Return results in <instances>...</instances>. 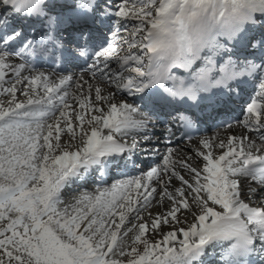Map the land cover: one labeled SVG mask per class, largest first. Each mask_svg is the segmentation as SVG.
I'll return each mask as SVG.
<instances>
[{"label":"snow or ice","instance_id":"snow-or-ice-1","mask_svg":"<svg viewBox=\"0 0 264 264\" xmlns=\"http://www.w3.org/2000/svg\"><path fill=\"white\" fill-rule=\"evenodd\" d=\"M2 3L18 14L47 16L48 26L56 22L45 11L46 0ZM81 6L91 10L93 5L85 0ZM256 13L264 15V0H122L115 16L135 21L130 36L120 41L128 51L120 55L121 48L109 41L94 51L97 60L92 65L94 77L125 94L119 101L111 91L102 94L99 86L93 98L89 85V94L74 95L70 104L65 89L72 77L53 81L43 72L22 75L25 64L9 63L8 58L25 50L23 41L11 50L23 33L13 30L0 37V97L6 98V103L0 101V264H203L206 246L216 243L227 244L224 264H239L236 257L252 252L257 242L264 251V206L245 201V195L258 193L250 186L245 192L238 179L251 177L264 186V99L253 98L246 108L250 120L245 126L255 125L252 131L261 133L260 144L249 136L229 135L215 145L221 151L214 155L209 140L200 141L207 150L197 153L201 168L179 161L193 182L175 170L169 148L160 164L141 170L139 176L70 195L67 201L62 198L63 190L85 180L94 166H100L102 174L114 154L138 148L139 141L125 144L117 134L146 132L147 112L182 98L198 104V93L208 92L210 83L223 84L245 74L221 64L220 78L210 79L214 57L227 47L225 39L237 40L246 25L264 24ZM247 46L264 55V39H250ZM201 60L205 66L188 83L171 74ZM246 67L261 70L264 77V64ZM165 81H172V87ZM259 88L264 97V79ZM134 94H141L136 99L143 101L145 111L127 102ZM178 118L190 122L183 112ZM65 134H70L67 141ZM143 141L149 144L151 137L144 135ZM174 179L185 186L177 187L175 195L168 190ZM157 192L171 202L151 221L157 238L149 239V224L140 222L126 243L123 237L132 229L122 226L129 214L142 220L139 213ZM156 206L163 207L159 201ZM181 212L192 220L187 222V215L182 219Z\"/></svg>","mask_w":264,"mask_h":264},{"label":"bare ground","instance_id":"bare-ground-1","mask_svg":"<svg viewBox=\"0 0 264 264\" xmlns=\"http://www.w3.org/2000/svg\"><path fill=\"white\" fill-rule=\"evenodd\" d=\"M102 1H104V0H98V2H102ZM67 2H70V1L69 0H61V4H63V5H65ZM58 3H59L58 0H54V4H57L58 5ZM92 5H93L92 6V10L95 13V21L97 22L98 21V15H99V13H101L100 5L98 3H95V2ZM56 7L57 6H51V9L54 10ZM255 15H256V17H261V19L264 20V15H262L260 13H256ZM113 17H114L113 15H108L107 18H106V20H105V22H104V24L101 27H103L105 30L106 29H110V28H113L114 29L115 28V25L113 23V20H114ZM124 22L125 21H123L122 19H119L118 20V26H121L122 24H124ZM10 25H11V23H10ZM244 31L247 32V35H249L251 39H253L254 37H258V35H260V33L255 29V26H252V25H246ZM128 37L129 36H127V38ZM240 38H241V36H239L238 39L237 40H234V41L239 43ZM225 41L228 42V40H226V39H225ZM229 43L232 44V41H229ZM240 49L241 48H238V45L237 44L236 45H232L231 46V53L233 54L234 51H239ZM227 51L228 50H225V49L221 50V52L219 53V55H217L216 57H214L215 61H217L219 63H223V57L226 56ZM251 52L253 53V51H251ZM255 57H257V58H255V60H257V61H261L262 60L261 56L258 57L256 55ZM99 59L102 61L103 60V57H101ZM92 60H93V64H94L96 62L97 58H95L94 55H93L92 56ZM8 62L9 63H13V64H16V63L25 64L23 61H21L18 57L14 56V55L13 56H10L8 58ZM114 64L115 63L113 62V65ZM198 64H199V66L204 67L205 66V61H203V60L198 61ZM228 67H230V65H228ZM90 69L92 70V67H90ZM39 72H43V73L47 74L50 77V79H52L53 81H56V79L54 78V74H55L54 72H52V71H45L43 69L32 70L26 64H25V69L22 70V75L28 76L30 74H36V73H39ZM79 72L80 71L77 70V72L75 74H71L70 75V77H72V81H71V83L69 85L66 86V89H65L66 91L69 92V103L70 104H73L72 97L74 95H73L72 92L77 93L79 95L81 94V92H83V94L87 96L89 94V89H88L89 88V85L92 86L91 94H92V96L94 98V90H95V87L99 86L98 85L99 83L97 81L100 80V79L103 80L99 76H96V77L93 78V76L92 77H89L87 74H83V73L80 74ZM247 72H248L247 74H248L249 77H253L252 80L259 78V76L262 77V72L259 69H257V70L248 69ZM81 75H83V77H81ZM78 76H80V77H78ZM79 84H83L84 85L82 89H80L78 87ZM110 88H111V92H113V95L115 96V101H119L122 98H124V95L125 94L123 92L116 91L114 85H110ZM138 95H136V96H138ZM19 97L22 100L23 96L22 95H18V98ZM127 100L128 101L135 102L136 98H130V97H128ZM261 111L264 112V108H262ZM240 116H242V113H241ZM252 119H255V117H252ZM249 120H250V117H244L243 120H242L243 121L242 124H245V121H249ZM261 121L264 122V120H261ZM249 124L254 125L251 122ZM236 125L230 126L227 130H229V129H230V131L233 130L235 132V133H233V135H235L236 137H240L242 135L243 136H249L250 138L254 139V141L257 144H260V141H259V135L261 134L260 132L259 133L252 134V133L249 132V130L247 131L246 128L245 129L244 128H240V125L241 124L240 125H237V126ZM242 127H243V125H242ZM238 128L243 129V130L242 131L239 130L238 131L239 133L237 135L236 130ZM224 133H225V130L224 131H221V132L220 131L215 132L213 134L214 136H212V135L210 136V140H211L210 142L212 143L213 141H215V143H217L218 140H216V139H217L218 135L221 134L222 137H223V134ZM68 135H70V134H65V136H64L65 141H67V136ZM144 135H147V136L151 137V142L149 144H145L144 143V141H143ZM163 135H164V131H161V132L158 131V132H156V127L155 126H147V131L141 133L140 135L133 136V135L130 134V135H127V136H121L120 134H117V138H121L122 141H126V142L131 141L132 139H135V138H139V146H138V148L141 149V151H142L141 153H143L144 155L150 157L147 160L146 165L144 167L147 170L149 166H156L157 164H160L162 162L163 155L166 154V151H167L168 147H166L164 144H161V139H162V136ZM157 136H158V139H156ZM226 137H227V135H226ZM196 141L198 142V147H193L192 148L191 145H189L188 142H184V145L183 146H185L187 149H189V152H186L187 150L185 152H183L184 149H183V151H181V152L179 151V152L181 154H183V155H187L188 154L189 157H191L190 159L193 162H188L187 160H184L189 165L195 166V167H198V168H201V166H199V165L196 166V164H195L196 163V160H202V158L200 156H198L197 153L200 152V151H207V150L203 149V147H202V145L200 143V141H202V140H196ZM76 143H79V141L77 140ZM214 148H215V146L213 147V149ZM143 149H151V151L145 152ZM173 149H175V148H173ZM154 150H156V151H154ZM153 151H154V154L156 153V155H154L152 153ZM220 151H221L220 149H218L217 151L215 150V151H213V154L214 155H216V154L219 155L220 154ZM174 152L175 151L173 150L172 159L175 162L174 164H177V167H175V168L178 169L180 167L179 161H181L183 159H179V158L177 159L176 158V155H174ZM123 154L124 153L114 154V158H111V157L109 158L110 160H112V163H106L105 164V169L103 171L102 178H99L101 180L100 181V186H99L100 188L99 189H102V188H105L106 186H108L106 184L110 183V181H112V180L114 182L117 181V176H119V170H115L113 168H115L117 166H119V168H120L121 166L125 165L124 163H126V162H123V160H120V159H122L121 156ZM95 169H96V167L94 166L93 169L90 170V172L87 174V177H86L85 180L81 181L78 184H73L72 185V186L78 187V189L79 188L80 189L82 188V190L75 191L73 188L65 189V190H63L62 197H64V196L67 197L68 195H72V194L73 195H79L81 192H83L84 191L83 188L86 187L89 184L90 181H94L93 180V178H94L93 177V173H95ZM98 169H99V167H98ZM127 174L129 175L127 178L133 177V176H138L136 174L135 170L132 169V168H130L129 173H127ZM242 178H244V177H239L238 179H239L240 183L243 185V188H244V191L245 192H247V189L250 186L251 189L255 190L258 194H261L262 193L261 192V189L264 188V186H261L258 181H253L252 180L251 183L249 182L250 184L248 185L247 182L245 183L246 180L244 181ZM165 184H167V178L166 177H165ZM154 185H156V183H153L152 186H154ZM176 185L177 184H176V180L175 179L172 181V184L171 185H168V190L170 192H172L174 195H175V191H172V187H176L177 188L178 185L177 186ZM256 185L258 187H256ZM259 186H261V187H259ZM161 190H162V188H161ZM93 191L94 190H89V192H93ZM158 193L159 192L156 193V196H157ZM244 198H245V200L251 201V203L252 204H255L256 206H261V204H260V203H262V200L260 199L261 197H257V196L255 197V195L247 194V195L244 196ZM144 208H146V206ZM165 209H167L166 205L164 206V208L162 210L160 208L161 212H163ZM146 211H148V210H146ZM139 215L142 217V220H140L141 222H148V223L150 222V224H151V221L155 218V215L154 214H151V215L147 216L148 215L147 212L142 213V214L139 213ZM179 215L183 219V217L186 214H181L180 213ZM134 219H135V214H129V218L126 221V224L124 226H122V227L124 229H130L129 225L132 222V220H134ZM191 220H192V218H190V217L187 216V222H190ZM138 224L139 223H137L135 225L138 226ZM181 225L186 226V223L185 224H181ZM137 231H138V227L135 228V229L132 228V231L129 232L128 235H130V234H132L134 232H137ZM156 237H157L156 235L149 234V239L154 240ZM180 238H182V237H180ZM226 248H227V244L226 243H216V246L215 247H207L206 246V254L202 257L203 264H217L218 263V259H216L215 254L222 255V253L224 252V250H226ZM217 252H219V253H217Z\"/></svg>","mask_w":264,"mask_h":264},{"label":"rangeland","instance_id":"rangeland-1","mask_svg":"<svg viewBox=\"0 0 264 264\" xmlns=\"http://www.w3.org/2000/svg\"><path fill=\"white\" fill-rule=\"evenodd\" d=\"M110 1V0H109ZM111 1H113L112 2V5H114V6H112V8H109V10L111 11L112 10V12L113 13H115L117 10H118V5L122 2V0H111ZM110 1V2H111ZM118 18V20L119 19H122L123 21H125L124 22V24H122L121 26V28L120 27H118L115 31H112V33H110V36H113V38H109V41H111L112 43H114V44H116L119 48H121V52L119 53L120 55H123V54H125L127 51H128V48H127V45H121L120 44V41L121 40H123V39H125V38H127V36H130V32H131V29L133 28V24L135 23V21H132V22H130V20L129 19H125V18H123V17H117L116 16V19ZM115 23H116V21H115ZM118 26V23L116 24V26L115 27H117ZM117 31H120V32H118L117 34L115 33V32H117ZM123 31V32H122ZM120 35V37L118 38V44L117 43H115V41L117 40V37ZM114 67L116 66L115 64L113 65ZM84 74H87L89 77H92L93 76V74L92 73H84ZM86 75V76H87ZM63 76H70V74H68V75H66V74H64V75H54V78L56 79V81H58V79H60V78H62ZM78 77H80V76H78ZM81 77H83V75H81ZM93 78H94V76H93ZM99 84V87H101V89H102V94H104V95H107V94H109V92L111 91V88H110V85L107 83V81H103V80H98L97 81ZM89 89V88H88ZM73 93V95H79V94H77V93H74V92H72ZM256 93H258L257 95H261V92H260V88H258L257 89V91H256ZM264 98V97H263ZM18 99H21L20 97L18 98ZM22 99H24V97L22 98ZM123 99V98H122ZM0 101H3V102H5L6 103V98L5 97H0ZM127 102L128 103H131V101H128L127 100ZM135 105V104H134ZM75 106V105H74ZM77 110H79L78 108H77ZM58 114V113H57ZM245 116H249V114L247 113V114H245ZM260 119L261 120H264V112H260ZM242 125H243V127H242ZM147 126H149V125H147ZM255 127V125H251V124H248V126L246 127L245 126V124H241L240 125V128H246L247 129V131L249 130V132L250 133H252V134H255V133H259V132H257V131H252V129ZM240 128H238L237 130H236V133H237V135H238V131L239 130H243V129H240ZM233 129V128H232ZM233 130H231L230 131V129L229 130H225V133L223 134V137H222V135L221 134H219L218 135V137H217V139L216 140H218L217 141V143H219L221 140H224L225 142H226V139H227V137H228V135H233V133H235L234 131L232 132ZM221 132V131H220ZM214 134V132H212V133H210V134H207L203 139H199V140H205V139H207V140H209V142L211 141L210 140V136L211 135H213ZM226 135H227V137H226ZM118 140H120L121 138H117ZM133 140V139H132ZM135 140L137 141V140H139V138H135ZM211 143V142H210ZM217 143H215V141H213L211 144L213 145V147L217 144ZM189 145H191V147L193 148V147H198V142L197 141H192V143H189ZM179 148V149H178ZM178 148H176V149H174V155H176V158L178 159H183V160H187L188 162H193L190 158L191 157H189V155L187 156V155H183V154H181L180 152L181 151H183V149H184V151L183 152H185L186 150V152H189V149H187L185 146H178ZM177 150V151H176ZM217 151L218 150V148H212V151ZM180 151V152H179ZM200 152H202V151H200ZM179 154V155H178ZM216 155H218V154H216ZM181 156V157H180ZM183 156V157H182ZM187 157V158H186ZM196 166L197 165H199V166H201L202 167V164H203V161L202 160H196ZM174 167H177V164H174ZM179 169V170H178ZM175 168V170L176 171H178L181 175H183L184 177H185V179H188L190 182H193L192 180H191V176L189 175V173H188V171L187 170H185V169H182L181 167H179V168ZM146 171V170H145ZM139 174H138V176L141 174V170L138 172ZM244 181H245V183L247 182L248 183V185L251 183V181H252V179H251V177H247V178H242ZM250 179V180H249ZM120 180H122V179H120ZM120 180H118V181H120ZM117 182V181H116ZM250 182V183H249ZM113 183H115L113 180L112 181H110V183H108V184H106V185H108V186H106V187H109L111 184H113ZM176 184L178 185V187H185V186H183L182 184H181V182L180 181H178V180H176ZM176 185V186H177ZM247 185V184H246ZM97 185H95V183L94 182H91L90 184H88L86 187H84L83 188V192H85V191H87V192H89V190H98L100 187H96ZM155 186H157V185H154L153 187H155ZM257 186V185H256ZM95 187V188H94ZM73 189L75 190V191H78V190H82V188L80 189H78V188H76V187H73ZM175 189H176V187H172V191H175ZM66 195V194H65ZM73 195V194H72ZM70 195H68L67 197L66 196H64V197H62L63 199H65L66 201L68 200V197H69ZM261 197L260 199L262 200V203H260L261 204V206H264V198H262V197H264V192H262L261 194H258V195H255V197ZM189 199H191V197H189ZM161 202L162 203V205H163V207H158V206H156V204H157V202ZM246 202H248L251 206H256L255 204H252L251 203V201H248V200H245ZM166 203V204H165ZM166 205V207L167 208H170L171 207V202L170 201H168L167 200V198L165 197V198H163V199H161V197H160V195H159V193L157 194V196L146 206V208H143V210H142V212H140L141 214L142 213H145V212H147L148 213V215L147 216H149V212H151V214H154V215H156V213H158V212H161V210L164 208V206ZM63 206V205H62ZM160 208H161V210H160ZM146 210H148V211H146ZM145 211V212H144ZM181 214H186L185 212H181ZM187 215V214H186ZM188 217H190V218H192V216L191 215H187ZM131 221V220H130ZM141 221L140 220H136V219H134V220H132V222L130 223V225H129V227H130V229H132L133 228V225H135V224H137V223H140ZM148 223V222H147ZM149 224V233L150 234H153V235H156L154 232H153V230H151V227H150V222L148 223ZM127 226V225H126ZM183 225H176V227H182ZM133 229H135V228H133ZM136 234V232H134V233H132V234H130V235H127V236H124L123 237V239H124V241L126 242V243H129L130 241H131V238H132V236H134ZM157 238V237H156ZM155 238V239H156Z\"/></svg>","mask_w":264,"mask_h":264}]
</instances>
